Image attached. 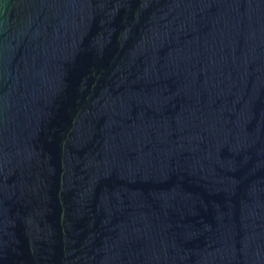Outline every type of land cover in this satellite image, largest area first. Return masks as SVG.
<instances>
[{
  "label": "water",
  "instance_id": "1",
  "mask_svg": "<svg viewBox=\"0 0 264 264\" xmlns=\"http://www.w3.org/2000/svg\"><path fill=\"white\" fill-rule=\"evenodd\" d=\"M0 264H264V0H0Z\"/></svg>",
  "mask_w": 264,
  "mask_h": 264
}]
</instances>
